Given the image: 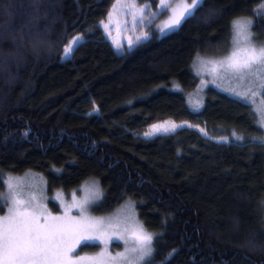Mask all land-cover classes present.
I'll return each instance as SVG.
<instances>
[{
	"label": "trees",
	"instance_id": "1",
	"mask_svg": "<svg viewBox=\"0 0 264 264\" xmlns=\"http://www.w3.org/2000/svg\"><path fill=\"white\" fill-rule=\"evenodd\" d=\"M116 1L0 0V193L10 175L34 173L59 211L55 192L98 180L94 212L131 200L161 234L152 264H264V143L247 139L264 135L259 116L202 89L195 70L197 53L228 52L230 22L254 18L261 0H206L178 30L123 51L97 27ZM137 1L153 11L160 2ZM209 8L223 12L209 18ZM252 31L264 41V20ZM76 34L85 42L64 58ZM165 119L207 135L187 125L142 136Z\"/></svg>",
	"mask_w": 264,
	"mask_h": 264
},
{
	"label": "snow or ice",
	"instance_id": "2",
	"mask_svg": "<svg viewBox=\"0 0 264 264\" xmlns=\"http://www.w3.org/2000/svg\"><path fill=\"white\" fill-rule=\"evenodd\" d=\"M205 2L206 0H191L190 4H177L171 9L172 15L169 22L158 29L160 35L178 30L183 23L195 16ZM35 3H38V0H34ZM148 7L149 4L145 3L144 8ZM159 7L167 12L170 5L166 0H160ZM176 8L181 9L178 15ZM208 11L209 18H211L222 13L223 9L209 8ZM252 11L254 18L236 17L230 22L231 51L229 54L220 60L208 61L218 66L223 72L230 73L237 79L246 80L249 83L250 87L244 93H233L249 104L255 103L254 98L257 95L264 96V43H255L259 37L252 31L256 20H264V0H261L259 7ZM97 27L106 29L108 25L101 20ZM149 35L150 33H145L144 37H138L137 40H146ZM83 42H85L83 35L73 37L64 48V58L70 57ZM197 59H200L199 53H197ZM251 114L254 117L259 116L255 123L264 131V107L254 108ZM183 126L173 124L171 127L161 128L153 125V128L155 132L174 133ZM200 131L204 133L203 129ZM153 134L146 132L144 136L150 137ZM204 135L207 134L204 133ZM232 136L235 141L246 139L235 132ZM209 139L212 138L209 137ZM247 139L264 143V135ZM222 140L228 142L227 137ZM102 197L103 192L94 185L89 197L85 198L82 203L73 204L72 207L80 211V220L74 223L66 221L64 217L44 215L45 210L39 204H34L31 199L24 204L13 200L12 205L8 207L7 216L0 217V264H79L84 258L74 256L77 248L92 241H100L102 235L106 236L109 241L113 237L116 240H123L125 251L115 255L103 252L93 258L91 264H152L155 253L153 242L161 234L148 232L142 223L133 228L125 227L121 232L118 231L119 223L113 224L109 221L105 225L104 221L85 215L89 210L88 205L98 204ZM8 204V199L0 193V210ZM260 207L264 210V201L261 202ZM27 208H31L32 211L30 213L25 211L24 209ZM37 212L40 213L39 216L36 215ZM40 217H43V224L40 223ZM109 229L112 230L111 233ZM172 251L175 252V249Z\"/></svg>",
	"mask_w": 264,
	"mask_h": 264
},
{
	"label": "rangeland",
	"instance_id": "3",
	"mask_svg": "<svg viewBox=\"0 0 264 264\" xmlns=\"http://www.w3.org/2000/svg\"><path fill=\"white\" fill-rule=\"evenodd\" d=\"M166 2L170 5L167 12L163 11V9L159 7L160 2L158 5V9L156 11H153L150 7L144 8L145 4H139L137 0H117L111 9V12L109 13L111 15H108L104 20V23L108 25V27L106 29L103 27L106 35L114 44L115 48L119 51H123L125 48H131L129 47L130 45L133 47L135 44L144 41L143 39L138 41L137 38L144 37L145 33H150V35L156 33L157 35L161 36L158 29L169 22V18L172 15L171 9L173 7H176L177 4H190L191 0H166ZM180 10V8H176L177 15L179 14ZM141 17H143V19H141ZM77 35L79 34H76L75 36ZM150 35L148 36V38L150 37ZM255 43H264V41L258 39V41H255ZM230 51L231 47L226 54L212 56L207 55L196 61L197 64L195 70L200 78V85L202 86V89L205 86L210 85L230 92L231 94H242L249 89L250 85L246 80H239L232 74L223 72L218 66L214 65L213 63H208V61H216L222 59L223 57L228 55ZM214 67L215 71H213ZM254 100L255 108L264 107V104H262L264 98L262 96L257 95ZM173 124L195 127L188 124L187 122L165 119L151 124L146 130L143 131L142 136H144V133L146 132L154 133L150 137H153L160 133H165L163 131L155 132L153 125H157L163 128L171 127V125ZM195 128H198L199 131L201 129L199 127ZM45 179L42 178V176H38L34 173H29L25 176L10 175L7 178V186L5 189V197L8 199L9 204L4 206L3 210H0V217L7 216L8 207L12 205L13 200L19 201L21 202V204H24L31 199L34 204H39L42 209L45 210L44 215H47L49 217H64L66 221L74 223L80 220V211L78 208L72 207V205L82 203L85 198L89 197L94 185L102 191V187L100 186L98 180L85 181L78 190H74L70 193L57 191L54 193L53 199L57 202L59 211H53L50 203L51 199L49 198L51 196L47 192H45L48 191V189H46L48 184H46L47 180L45 182ZM98 205L90 203L88 205L89 210L85 213V215L90 216L96 220L104 221L105 225H107L109 221H111L113 224L119 223L120 228L118 231L122 232L125 227L133 228L142 223L131 200H127L119 207H117L114 211L111 210L112 212H94V208L96 206L98 207ZM24 210L29 213L32 211L31 208H27ZM36 215L39 216L40 213L37 212ZM40 223H44L43 217H40ZM108 231L109 233H111L112 230L109 229ZM89 245H97V248L94 250L87 249L86 246ZM124 251L125 245L123 240H116L115 237H113V239L109 241L106 236L102 235L100 241H92L87 245L78 247L74 256L78 255L79 257L84 258L79 262V264H91L92 259L98 257L103 252L115 255L116 253Z\"/></svg>",
	"mask_w": 264,
	"mask_h": 264
}]
</instances>
